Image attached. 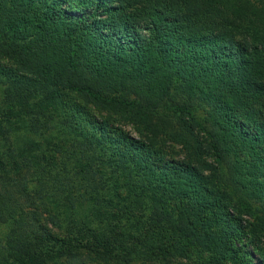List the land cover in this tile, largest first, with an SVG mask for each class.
Here are the masks:
<instances>
[{
	"label": "trees",
	"instance_id": "trees-1",
	"mask_svg": "<svg viewBox=\"0 0 264 264\" xmlns=\"http://www.w3.org/2000/svg\"><path fill=\"white\" fill-rule=\"evenodd\" d=\"M262 245L264 0H0V264Z\"/></svg>",
	"mask_w": 264,
	"mask_h": 264
},
{
	"label": "rangeland",
	"instance_id": "rangeland-1",
	"mask_svg": "<svg viewBox=\"0 0 264 264\" xmlns=\"http://www.w3.org/2000/svg\"><path fill=\"white\" fill-rule=\"evenodd\" d=\"M127 130H129V131H131L133 134H135V135H137V133H136V131L134 130V127L132 126V125H128L127 127H125ZM176 148H178V147H176ZM179 150V149H178ZM245 241H247V240H245ZM248 248L249 249H253V251L255 252V253H257V255L258 254H260V251L259 250H257L256 248H255V246L254 245H252V244H248ZM262 248H263V255H264V245H262Z\"/></svg>",
	"mask_w": 264,
	"mask_h": 264
}]
</instances>
